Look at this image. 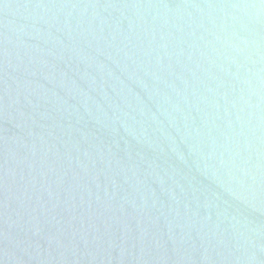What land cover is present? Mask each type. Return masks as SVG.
<instances>
[{"label":"water","instance_id":"1","mask_svg":"<svg viewBox=\"0 0 264 264\" xmlns=\"http://www.w3.org/2000/svg\"><path fill=\"white\" fill-rule=\"evenodd\" d=\"M0 264H264V0H0Z\"/></svg>","mask_w":264,"mask_h":264}]
</instances>
